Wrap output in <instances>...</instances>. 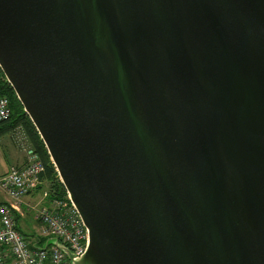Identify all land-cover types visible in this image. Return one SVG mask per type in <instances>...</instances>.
<instances>
[{
  "label": "water",
  "instance_id": "obj_1",
  "mask_svg": "<svg viewBox=\"0 0 264 264\" xmlns=\"http://www.w3.org/2000/svg\"><path fill=\"white\" fill-rule=\"evenodd\" d=\"M0 71L88 231L72 264H264V0H0Z\"/></svg>",
  "mask_w": 264,
  "mask_h": 264
},
{
  "label": "built area",
  "instance_id": "obj_2",
  "mask_svg": "<svg viewBox=\"0 0 264 264\" xmlns=\"http://www.w3.org/2000/svg\"><path fill=\"white\" fill-rule=\"evenodd\" d=\"M8 116V100L0 97V122ZM13 132L15 144L24 153L26 162L23 167L9 168L0 177V197L8 200L0 202V264H72L57 247L47 245L43 248L40 244L42 239L55 238L70 251L73 260L85 253L88 231L68 195L36 210L35 220L44 228L42 238L28 239L17 227L15 212H20L27 204L23 199L40 184L43 164L23 130L17 128Z\"/></svg>",
  "mask_w": 264,
  "mask_h": 264
},
{
  "label": "trees",
  "instance_id": "obj_3",
  "mask_svg": "<svg viewBox=\"0 0 264 264\" xmlns=\"http://www.w3.org/2000/svg\"><path fill=\"white\" fill-rule=\"evenodd\" d=\"M0 97L8 100L9 116L0 122V138L13 133L17 128H21L25 133L29 145L35 151L43 164V172L39 175L40 183L48 184V192L46 203L56 200L65 199L67 193L59 180V176L52 164L47 150L36 131L35 127L25 114L24 109L18 101L15 93L5 80L0 71ZM47 239L40 240V244H44Z\"/></svg>",
  "mask_w": 264,
  "mask_h": 264
},
{
  "label": "rangeland",
  "instance_id": "obj_4",
  "mask_svg": "<svg viewBox=\"0 0 264 264\" xmlns=\"http://www.w3.org/2000/svg\"><path fill=\"white\" fill-rule=\"evenodd\" d=\"M48 184L42 182L38 184L36 190L31 192V197L35 198L29 205L28 203L20 208V212H15V221L18 229L28 237V239L42 238L44 236L43 226L35 220V212L46 203ZM46 194V196H45ZM4 197H0L2 201ZM6 201V200H3Z\"/></svg>",
  "mask_w": 264,
  "mask_h": 264
},
{
  "label": "crops",
  "instance_id": "obj_5",
  "mask_svg": "<svg viewBox=\"0 0 264 264\" xmlns=\"http://www.w3.org/2000/svg\"><path fill=\"white\" fill-rule=\"evenodd\" d=\"M14 132L0 138V177L4 175L11 167H23L25 165V155L20 151L14 141ZM35 198L31 195L25 197V203H31ZM7 200V198H3ZM1 202V201H0Z\"/></svg>",
  "mask_w": 264,
  "mask_h": 264
}]
</instances>
